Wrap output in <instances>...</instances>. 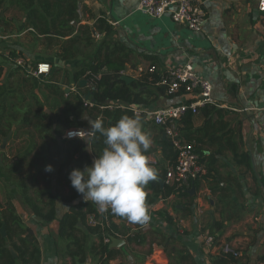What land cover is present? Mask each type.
<instances>
[{"label":"crops","instance_id":"crops-1","mask_svg":"<svg viewBox=\"0 0 264 264\" xmlns=\"http://www.w3.org/2000/svg\"><path fill=\"white\" fill-rule=\"evenodd\" d=\"M197 1L206 11L202 29L198 32L174 23L167 15L149 17L137 8V0H78V7L82 23L92 25L96 19H104L113 29L112 41L120 42L126 48L128 61L121 70L122 75L136 80L141 71L150 66H154L158 73L176 66H187L209 80L210 96L216 101L214 106L221 109V119L228 124L237 150L225 151L218 156L216 166L211 170L212 177L199 178L195 185L192 183L186 189L187 195L182 193L183 189L174 190L150 203L148 200L153 190L146 185L147 222L133 223L123 217L114 218L117 229H113L115 241L109 242V258L101 257L97 249H93L99 238L95 233H89L85 240V262H79L63 254L65 240L58 237V227L59 220L70 206L82 201L80 195L72 198L76 190L71 186L68 174L73 168L82 169L86 158L79 161L81 153L74 152L73 160L68 162L66 155L72 153L69 142L73 141L64 138V133L55 135L59 155L52 166L47 187L54 197L55 216L51 221L43 222L32 214L20 188L7 179V167L0 166V194L5 202L12 201L23 225L31 229L40 250L39 261L32 264H264V129L261 126L264 121V10H259V0ZM15 4L16 0H0V25L14 23L7 9L18 8ZM89 10L93 15L90 18ZM20 17V32L6 31L0 36V59L9 61L25 57L32 63L44 60L29 58L33 54L26 46L29 41L26 32L32 31V38H38L54 50L50 58L54 69L46 76H31L46 83L41 91L57 99L45 86L55 83L65 91H77L70 74L79 60L58 57L57 45L46 42L44 37L26 28L24 14ZM39 41L38 46L43 49ZM12 52L16 55L11 56ZM12 63L13 69L8 70L5 69L8 66L2 64L4 74L15 71V75L18 72L29 75L25 68L15 66L14 61ZM41 91L35 90L39 101L37 109L54 118L62 105L50 111L41 104ZM151 92V95L144 94L151 99L150 102L138 105L140 108L151 111L191 100L197 94L168 96ZM89 118L85 112L77 115L76 121L83 123L82 128L88 130ZM191 120L194 128L200 127L205 120L204 113L200 110L192 115ZM141 122L143 131L151 139L145 154L158 160L153 167L158 177L169 165L164 148L168 141L161 127L149 116L145 115ZM12 131L4 149L0 144L4 155L10 154L13 148L18 149L20 139H24L22 143L26 145L20 152L32 145L28 133L19 137L14 134L15 127ZM83 138L74 140L85 142L91 164L95 155L89 137ZM2 206L0 200V211L4 208ZM206 235L214 236L212 245L204 243ZM223 244L240 250V256L233 261L222 256Z\"/></svg>","mask_w":264,"mask_h":264},{"label":"trees","instance_id":"trees-1","mask_svg":"<svg viewBox=\"0 0 264 264\" xmlns=\"http://www.w3.org/2000/svg\"><path fill=\"white\" fill-rule=\"evenodd\" d=\"M16 2L15 5L24 10L25 27L31 28L37 35L44 37L46 42H54L57 45L56 55L58 57L68 60L80 56L81 60L70 74L72 81L76 84L77 91H65L55 83L45 86L48 92L58 97L62 105L59 112L55 113L54 118L49 113H44L40 108V110L33 109L29 103L22 110L19 103H23L25 98H18V94L25 85L31 86L33 78L23 74L21 82L16 86L14 81L9 79L15 75V71L4 74V67L0 62V136H5L16 125L15 123L20 121L24 126L29 127L32 123L30 117L35 114V130L42 141L49 139L58 146L55 135H61L66 129L72 127L83 129V123L76 121L77 115L86 112L93 120L102 119L105 127L114 125L124 115H138L142 121L145 114H135L130 107L149 103L151 99H148L144 94L151 95V91H154L156 95H165V89L156 85L159 79V73L156 71H142L139 77L131 82H126L121 78V70L128 61L126 48L120 42L112 41L113 29L104 19L98 18L92 25L82 23L78 0H16ZM92 16L89 10L88 18ZM93 31L96 32V35L102 36L92 53L85 56L83 50L94 43ZM10 55L14 56L16 53L12 52ZM92 75L98 77L94 87L89 85ZM81 80H85L83 85L79 84ZM84 86L88 87L87 90L81 91L80 89ZM153 88L155 90H152ZM86 93L89 94L88 99L92 102L90 106L84 104ZM180 93L182 92L168 96ZM31 97L35 99L36 103L39 102L33 91H31ZM8 98L13 100L7 101ZM15 99H19V102ZM107 104H113L114 107L107 108L105 107ZM200 110L205 116L204 123L200 127L194 128L191 120L192 115L187 113L181 119V133L185 140L192 144L194 151L198 154L199 162L204 167V173L200 178L207 179L212 177L211 170H214L218 156L225 151L235 152L237 147L228 124L221 119V109L209 104ZM70 115L73 118L70 119ZM215 116H219V118L215 119ZM47 119L52 121L47 123ZM28 135L32 145L23 150L19 158L7 163L6 177L20 188L24 202L30 207L32 214L43 222H48L55 216L54 197L48 189L45 190L44 196L39 193L35 194V190L31 192L39 170H33L32 166H35L36 162L33 158H27V155L36 148L37 142L33 134L28 133ZM71 140L73 142L69 143L72 153L66 155L68 162L73 160L71 156L74 152H80L79 161H83L82 158L85 157V165H89L90 156L85 150V142ZM88 140L92 153L99 155L105 147L104 138L97 133L94 138L89 137ZM164 148L169 164L173 163L175 154L171 145L165 142ZM24 166L30 167L25 168ZM164 174L165 169L156 180L147 184L153 190V195L148 202L151 203L156 198L164 197L175 190L172 186L163 183ZM43 179L48 180L49 183L50 176ZM197 180L193 182L194 185ZM182 193L187 195L188 190L182 191ZM78 195L75 192L72 198ZM91 214L94 216L99 214L97 206L92 202L82 200L72 204L59 220L58 237L65 240L63 254L70 256L73 261L85 262V240L89 233H95L99 238L98 244L94 245L93 249H97L101 257L109 258L110 256L111 248L109 243H103L99 224L88 222V216ZM108 214L112 220V229L116 230L115 215L110 211ZM2 225L5 236L0 233V264L38 262L40 250L31 229L23 225L21 216L16 212L14 204L10 200L5 202L4 208L0 211V228ZM6 244L16 253V256H13ZM221 255L229 258L230 261L240 256L229 253Z\"/></svg>","mask_w":264,"mask_h":264},{"label":"built area","instance_id":"built-area-1","mask_svg":"<svg viewBox=\"0 0 264 264\" xmlns=\"http://www.w3.org/2000/svg\"><path fill=\"white\" fill-rule=\"evenodd\" d=\"M137 8L151 18H161L167 15L174 23L185 26L193 32H198L202 29V24L206 17V11L197 0H137ZM258 8L259 10H264V0L258 1ZM13 61L15 66L25 68L27 73L34 78L46 76L51 71L50 63L45 60L32 63L25 57H18ZM154 69V66H150L146 70L155 71ZM97 78V75H92L89 85L94 87ZM156 85L162 86L166 95H173L179 92L185 94L197 93L195 98L189 101L175 105L160 106L151 111L142 109L139 106H136L135 110L130 107L135 114H145L156 125L161 127L168 143L172 147L175 159L165 169L163 183L172 186L175 190H186L195 180L201 177L204 173V167L199 162L198 154L194 151L192 144L187 142L182 136L181 119L187 113L191 115L197 114L206 105L217 104L210 96L211 84L209 80L198 76L187 66H176L159 73ZM84 104L90 106L92 102L87 98L84 100ZM105 107L113 108L114 105L107 104ZM261 126L264 129V121ZM76 130H81L82 138L85 137L83 134L84 129L72 127L66 129L64 138L69 139L67 138V133ZM77 138L79 137L71 139ZM148 160L152 167L158 164V160L154 157L148 156ZM117 217V215L114 216V218ZM111 221L108 211L103 214L99 213L97 216L93 214L88 216L90 224H99V228L102 230L103 243L105 244L109 243L112 237L114 238L115 233L113 232ZM214 241L213 235L204 236L206 245H212ZM220 252L221 254L229 253L234 256L240 255V250L233 248L229 244H223Z\"/></svg>","mask_w":264,"mask_h":264},{"label":"clouds","instance_id":"clouds-1","mask_svg":"<svg viewBox=\"0 0 264 264\" xmlns=\"http://www.w3.org/2000/svg\"><path fill=\"white\" fill-rule=\"evenodd\" d=\"M88 123L90 128L83 130L84 136L94 138L99 133L105 147L90 165L70 170L71 186L82 200L94 203L101 214L110 211L133 223L147 222L144 188L156 180L157 174L145 154L151 139L143 131L140 117L124 115L109 127L102 119L89 118ZM80 132L70 131L67 138L84 140ZM52 170V165L45 166V171Z\"/></svg>","mask_w":264,"mask_h":264},{"label":"rangeland","instance_id":"rangeland-1","mask_svg":"<svg viewBox=\"0 0 264 264\" xmlns=\"http://www.w3.org/2000/svg\"><path fill=\"white\" fill-rule=\"evenodd\" d=\"M17 6V5H16ZM18 8H14L12 10H10V8H6L7 9V13L9 16H12V19L15 20L14 23L12 24H1L0 25V36L3 35L2 33L6 32V31H15L14 33L20 32V30H22V26L20 21V16L21 14H24V10L17 6ZM17 9V11H16ZM32 32V31H31ZM31 32H26V36H28V42L26 43V46L29 48L30 53H32L33 55H31V57H29L31 60H40V59H44L45 61L49 62L51 65V70L54 69L52 63L50 62V58L52 57V55L54 54V50L52 48H48L49 46H46L43 42L39 41L38 38L34 39V37L32 38V33ZM93 45L90 47H87L86 49L83 50V54L85 56H89L92 53V50L94 49V47L96 46L98 40H99V35H96V32L93 31ZM112 38V36H111ZM38 41L39 43L42 44V48H39L40 46H38ZM33 58V59H32ZM14 60V59H13ZM13 60H4V59H0V62L3 65H7L8 67H6L5 69L8 70L9 68L13 69ZM77 60H81L80 56L77 57ZM122 74V72H121ZM23 75L18 72L16 75H14L12 81H14V84L17 86V84L19 82H21V77ZM70 78V77H69ZM31 86H27L25 85L21 92H19L18 94V98H25V101L23 103H19L21 105L22 110L24 109L25 105L27 103L31 104L33 106V109H36V101L34 98L31 97V91H33L35 93V90L37 91H41V89L43 88V86L46 84L45 82H40L37 79H31ZM70 81H68L69 83ZM42 92V91H41ZM13 99L8 98L7 101H12ZM15 101L19 102V99H15ZM41 104L43 106H46L50 111H53L57 105L59 106L60 101L55 98L54 96H50V95H45L44 92H42V102ZM32 123L29 127L24 126L22 123L23 122H18L15 123L16 125L13 126L12 130L15 127V131L14 134L16 136L21 137L24 134H33L34 139L37 140L36 142V148L33 149L31 151V153H29L27 155V158H33V160H35V167L33 166V170L38 171V176L36 181H34V187L33 190H35V194H41V196H44V192L48 187V180L45 181V179H43L44 177L49 178L50 176V172L45 171V166L46 165H52L54 166V163L56 162V159L59 155V150H58V146L55 144L54 141L46 139L44 141H42V139L40 138V135L36 132L35 130V121H36V117L35 114H33L31 117ZM48 120V119H47ZM47 123H50V119L47 121ZM11 130V131H12ZM13 133V131H12ZM12 135V134H11ZM1 137L0 136V144H1ZM24 139H20L19 141V145H18V149H11L10 154L8 155H4L1 150H0V166H6L7 167V163L9 161H14L17 158H19L21 156V152L19 150H22L26 145L25 143H22ZM6 145V144H5ZM5 148V147H4ZM18 151V153H17ZM35 152H37L35 154ZM16 156V159H15ZM27 163V162H25ZM25 168L30 167V166H24ZM62 171V170H61ZM62 174L63 171H62ZM61 174V175H62ZM65 184H63L62 186H64ZM4 197L2 194H0V200L1 203L3 204V206L5 205V200H3ZM2 206V207H3Z\"/></svg>","mask_w":264,"mask_h":264},{"label":"water","instance_id":"water-1","mask_svg":"<svg viewBox=\"0 0 264 264\" xmlns=\"http://www.w3.org/2000/svg\"><path fill=\"white\" fill-rule=\"evenodd\" d=\"M40 77H42V76H40ZM121 78L123 80H125L126 82H131L133 80L132 78H130V77L126 76V75H122ZM84 83H85V80H81L79 82V84H84ZM88 96H89V94L86 95V98H88ZM11 134H12V131L10 130L5 136H2V138H1V140H2L1 148L2 149H4L5 144H6L7 140L9 139V137L11 136ZM0 233H1L2 236H5V230H4V226L3 225L0 228ZM114 239L115 238H113V237L111 238V240H114ZM6 247H9L8 244H6ZM9 249L11 250L13 256H16V253L10 247H9Z\"/></svg>","mask_w":264,"mask_h":264}]
</instances>
